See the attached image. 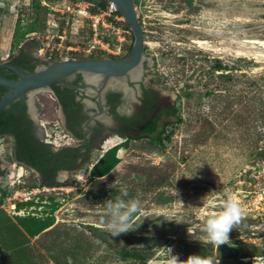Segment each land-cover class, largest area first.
Wrapping results in <instances>:
<instances>
[{"label":"rangeland","instance_id":"rangeland-1","mask_svg":"<svg viewBox=\"0 0 264 264\" xmlns=\"http://www.w3.org/2000/svg\"><path fill=\"white\" fill-rule=\"evenodd\" d=\"M88 1L87 14H81L83 0H0V63L27 45L49 62L128 52L134 36L124 18L111 12L112 3L103 9L100 0ZM136 1L145 29L146 76L175 104L176 114L161 125L162 143L150 137L125 141L109 135L69 182L46 186L36 171L14 160L12 139H0L7 161L0 175L1 258L12 255L9 248L21 235L14 226L17 217L30 213L40 219L55 218L31 246L47 264H162L168 258L167 247L186 260L175 246L183 241L208 243L206 219L222 210L231 196L244 215L230 233V243L242 251L256 244L263 256L243 263L264 264V160H256L254 143L256 134L264 133V125L234 121L251 103L250 83L264 73V0ZM103 20L131 32L121 42L112 30L107 31ZM101 38L102 44L93 50L91 46ZM217 59L234 69L238 78L232 86L212 80L211 67ZM186 91L194 93L192 100L186 98ZM39 96L48 113L43 119H54L50 92L44 90ZM230 101L233 105L226 114L223 110ZM205 119L214 122L216 130L205 128ZM55 131L54 135L63 134L59 127ZM118 145L114 170L91 178L93 166ZM122 188L128 192L126 199L142 202L140 215L164 213L181 217L183 223L155 228L152 244L128 248L134 257L122 255L119 250L124 247L106 235L103 225L106 203ZM215 248L211 245L206 255L223 264Z\"/></svg>","mask_w":264,"mask_h":264},{"label":"flooded vegetation","instance_id":"flooded-vegetation-1","mask_svg":"<svg viewBox=\"0 0 264 264\" xmlns=\"http://www.w3.org/2000/svg\"><path fill=\"white\" fill-rule=\"evenodd\" d=\"M130 50L123 55L112 52L110 57H124ZM44 62L49 61L37 57L27 45L5 63L32 72ZM148 67L145 61L137 78L131 72L110 76L101 91L103 80L89 82L81 74L52 85L48 89L55 102L52 120L43 119L48 113L39 94L44 91L33 94L32 100L28 97L17 100L1 115L6 118L13 114V118L11 129L0 135V139H12L14 160L36 171L40 182L67 183L76 170L88 164L93 152L104 146L109 135L116 134L125 141L152 138L147 129L160 127L170 117L175 108L173 98L151 85L146 76ZM0 74L13 80L18 78L9 68L1 69ZM54 127L61 128L63 134L54 135ZM3 153L0 147L1 171L3 163L7 164ZM129 250L121 248L119 251L126 255ZM219 258L223 264H239V258Z\"/></svg>","mask_w":264,"mask_h":264},{"label":"water","instance_id":"water-1","mask_svg":"<svg viewBox=\"0 0 264 264\" xmlns=\"http://www.w3.org/2000/svg\"><path fill=\"white\" fill-rule=\"evenodd\" d=\"M109 2L115 6L133 33L134 42L130 52L121 58L104 57L53 60L32 72H26L18 69L16 66L2 62L0 63V70L9 68L18 75V78L13 80L0 74V86L8 88V92L0 100V112L24 97L32 100L33 94L48 90L52 85L62 82L75 74L83 75L89 82H93L91 77L97 76L99 78L98 80H103L101 91L110 76H123L133 70H141L143 68L144 62L146 61L144 55L145 29L139 20L135 0H109ZM162 215L170 216L164 213L140 215L136 226L140 225L141 221L149 217L162 220ZM173 223H164L162 226H159L151 224L150 221H145L143 226L140 225L141 229L135 226L127 234L118 237L112 236L109 232L106 235L114 243L122 245L124 248L148 246L156 240V236L152 234L155 228H163ZM191 243L194 245H204L209 250L211 247L209 243L198 241ZM215 250L223 260H236L242 254L240 247L231 243L215 248Z\"/></svg>","mask_w":264,"mask_h":264},{"label":"trees","instance_id":"trees-1","mask_svg":"<svg viewBox=\"0 0 264 264\" xmlns=\"http://www.w3.org/2000/svg\"><path fill=\"white\" fill-rule=\"evenodd\" d=\"M109 0H100V7L103 9H106L109 5ZM137 6V1L135 2ZM191 4V1H190ZM118 15L121 16L119 12H117ZM127 27L129 28V25L127 24ZM239 60H243L240 58ZM48 62H44V64H47ZM19 67H22V64H17ZM31 68V67H30ZM211 77L213 79H218L219 81L223 82L226 86H232L233 82L236 83L237 81V75L234 73V69L231 68L230 65L225 64L221 59H217L215 61V65L211 67ZM250 86L252 87L253 91H251L252 99L251 103H247L244 106V113H238L235 117V124H242L246 125L248 122L255 123L256 125H264V102H262V96H263V90H264V73L260 74L255 78L251 83ZM8 91V88L0 86V100L2 99L3 95ZM186 98L192 100L194 97V93L191 91H186ZM210 93H206V96H209ZM221 97H224L225 95H220ZM230 96H227L228 101L230 100ZM233 105V101H230L229 105L226 106V108L223 110L224 113L227 114V112L231 109ZM232 111V110H231ZM230 111V112H231ZM8 112L6 109L2 110L0 113V135H4L8 130L11 129V121L13 118V114L10 116H6V118H1V115ZM176 114V111L173 110L170 113V117H173ZM231 114V113H230ZM252 116V117H251ZM250 118V119H248ZM253 118V119H252ZM179 122H181V119H178ZM205 128L209 127L213 130H216V124L212 121H209L205 119ZM149 130L152 135L151 137L160 143H162V132L161 125L160 127L153 126ZM158 130V131H157ZM141 138V137H138ZM254 143L256 146V160H264V147L260 146V143L264 141V133H258L256 134ZM120 149L119 145L115 148L107 151L106 154L93 166L91 171V178H102L108 175L111 171L114 170V168L119 163V157H118V150ZM35 166V165H34ZM40 169V168H39ZM2 174V171L0 170V175ZM41 184H44L46 186H58L61 184L58 183H45L41 182ZM114 200V199H113ZM33 204V201L27 203V205ZM58 207V204H55L53 206V209L55 210ZM29 216H18L19 219L18 223L28 232V234L32 237H35L39 235L40 233L44 232L45 230L49 229L51 226L55 223L54 217H47L44 219H40L38 217H34L32 214H28ZM176 248L178 251H180L185 257H189L193 254H198L200 256L207 257L206 252L209 251L206 246L204 245H194L189 241H183L176 245ZM246 250L242 251V254L239 258V264H245L243 263V259L246 258H259L262 255V253H258L257 249L259 250L260 247H258L254 243H250L246 245ZM248 250H250L248 252ZM135 254L127 253L126 257H133ZM247 264V263H246Z\"/></svg>","mask_w":264,"mask_h":264},{"label":"clouds","instance_id":"clouds-1","mask_svg":"<svg viewBox=\"0 0 264 264\" xmlns=\"http://www.w3.org/2000/svg\"><path fill=\"white\" fill-rule=\"evenodd\" d=\"M126 197H128V192L122 188L120 195L114 200H109L105 205L103 225L114 237L127 234L131 231L136 226L140 216L142 202L139 199H126ZM243 215L244 210L240 203L234 197L229 196L224 201L222 210L210 215L206 219L205 233L208 243L216 248L229 244L230 233L234 226L239 224ZM161 217H163L162 220L150 217L145 218L140 222V225L143 226L145 221H150L151 224L159 226H162L164 223H183L181 217L163 215ZM167 249L168 258L162 264H219V261L213 257H204L198 254L190 255L186 260H181L179 255L173 254V250L170 247H167Z\"/></svg>","mask_w":264,"mask_h":264},{"label":"crops","instance_id":"crops-1","mask_svg":"<svg viewBox=\"0 0 264 264\" xmlns=\"http://www.w3.org/2000/svg\"><path fill=\"white\" fill-rule=\"evenodd\" d=\"M14 226H17L16 228H19L18 230L19 232H21V235L17 237L18 241L14 242L15 245L9 248V253H11L12 255H10L9 257L2 256V258L0 255V263L1 264H47L46 262L43 261L42 257L39 258L38 256L34 255L33 249L31 250L32 248L31 246L34 244V240L43 232L35 237H32L18 223V221H15ZM8 239L10 240V237ZM1 260L3 261L1 262Z\"/></svg>","mask_w":264,"mask_h":264},{"label":"built area","instance_id":"built-area-1","mask_svg":"<svg viewBox=\"0 0 264 264\" xmlns=\"http://www.w3.org/2000/svg\"><path fill=\"white\" fill-rule=\"evenodd\" d=\"M91 3L88 1V0H83V11L81 12V14H87V9L89 8V5ZM112 9L113 11L111 12H115L117 14V9L115 8V6L112 4ZM103 23L105 24L106 22L103 20ZM106 25V24H105ZM108 28H107V31H110L112 30V33H114L116 36L118 35V38H119V41L123 42L125 40V37H126V33H130L131 31L128 29V30H122L121 27H117L115 26L113 23H110L109 25H106ZM96 32L99 31V27L98 25H95V29H94ZM123 36V37H122ZM104 39V37H102ZM102 38L101 39H96L95 40V43L91 46V48L94 50L96 49L98 46H100L102 44ZM107 45L109 46V43H107ZM109 53H112V52H109ZM116 54V53H115ZM65 60H70L69 58H65ZM15 209H14V213H15Z\"/></svg>","mask_w":264,"mask_h":264},{"label":"bare ground","instance_id":"bare-ground-1","mask_svg":"<svg viewBox=\"0 0 264 264\" xmlns=\"http://www.w3.org/2000/svg\"><path fill=\"white\" fill-rule=\"evenodd\" d=\"M264 44V43H263ZM131 75H133L135 78H137L138 76H139V69H136V70H133L132 72H131ZM140 78V77H139ZM99 78L97 77V76H93V77H91V80L92 81H97ZM13 207H15V205H13ZM19 214V213H18Z\"/></svg>","mask_w":264,"mask_h":264}]
</instances>
